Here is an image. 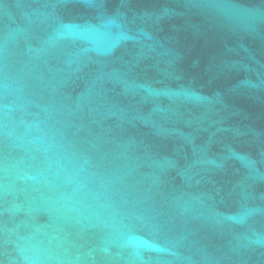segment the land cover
Here are the masks:
<instances>
[{
  "label": "water",
  "instance_id": "1",
  "mask_svg": "<svg viewBox=\"0 0 264 264\" xmlns=\"http://www.w3.org/2000/svg\"><path fill=\"white\" fill-rule=\"evenodd\" d=\"M0 264H264V0H0Z\"/></svg>",
  "mask_w": 264,
  "mask_h": 264
}]
</instances>
